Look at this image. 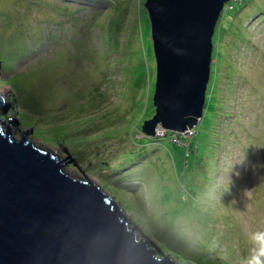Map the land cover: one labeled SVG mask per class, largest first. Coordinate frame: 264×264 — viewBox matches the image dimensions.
<instances>
[{"label":"rangeland","instance_id":"374dc122","mask_svg":"<svg viewBox=\"0 0 264 264\" xmlns=\"http://www.w3.org/2000/svg\"><path fill=\"white\" fill-rule=\"evenodd\" d=\"M144 1L0 0V118L70 152L174 262L240 264L264 231V0L225 3L211 106L181 140L136 126L156 112ZM62 170L87 180L72 158Z\"/></svg>","mask_w":264,"mask_h":264},{"label":"water","instance_id":"95a60500","mask_svg":"<svg viewBox=\"0 0 264 264\" xmlns=\"http://www.w3.org/2000/svg\"><path fill=\"white\" fill-rule=\"evenodd\" d=\"M227 0H145L156 112L142 129L186 132L203 114L212 36ZM5 99L0 95V108ZM0 118V264H177L86 175L70 152L15 139ZM72 158L87 180L66 174ZM188 260L184 263L187 264Z\"/></svg>","mask_w":264,"mask_h":264},{"label":"clouds","instance_id":"9594fccd","mask_svg":"<svg viewBox=\"0 0 264 264\" xmlns=\"http://www.w3.org/2000/svg\"><path fill=\"white\" fill-rule=\"evenodd\" d=\"M229 1V0H227ZM226 1V2H227ZM225 2V3H226ZM224 3V4H225ZM223 10H224V5H223V9L221 11V14L219 16V19L217 21V24L222 16V13H223ZM216 24V26H217ZM214 34V33H213ZM213 37V36H212ZM212 42H213V38H212ZM214 43V42H213ZM212 50H213V47H212ZM154 59H155V56H154ZM211 62H212V53H211ZM210 72H211V64H210ZM155 77H156V59H155ZM209 79H210V74H209ZM209 82V80H208ZM208 84V83H207ZM154 88H155V81H154ZM206 90H207V87H206ZM0 95H2L4 97V95L2 93H0ZM154 96V95H153ZM205 104H206V93H205ZM204 110H205V105H204V109H203V113H204ZM203 116V114H202ZM201 116V117H202ZM200 117V118H201ZM152 118V117H151ZM149 118H146V120H148ZM199 121V120H198ZM198 123V122H197ZM141 125H143V121L141 123ZM195 126L191 127V128H188L186 132H181V133H176V132H171L169 130H165V129H159L158 127H156L155 129V132L154 133H159L160 135H165L166 132H170L172 134H177V135H180V134H186V133H190L192 132L193 128ZM195 129V128H194ZM196 132V131H195ZM34 145V144H33ZM46 151V150H45ZM52 153V152H51ZM54 154V153H53ZM57 156V155H56ZM82 181H85V180H82ZM96 185V184H95ZM97 186V185H96ZM99 187V186H98ZM100 188V187H99ZM111 198V197H110ZM111 200L113 201V199L111 198ZM114 202V201H113ZM115 203V202H114ZM116 204V203H115ZM118 207V206H117ZM122 210V209H121ZM125 214V213H124ZM247 240H248V243L251 245V248H250V255L248 257H245V258H242L240 260V264H264V231H254V232H250L247 236ZM177 264H180L178 262H175ZM188 264V263H187Z\"/></svg>","mask_w":264,"mask_h":264},{"label":"trees","instance_id":"16d2710c","mask_svg":"<svg viewBox=\"0 0 264 264\" xmlns=\"http://www.w3.org/2000/svg\"><path fill=\"white\" fill-rule=\"evenodd\" d=\"M226 4H228V3H226ZM226 4H224V10L227 9V8L225 9V5H226ZM260 12H262V9H261V8H260ZM213 42H214V41H213ZM209 94H210V92L208 93V96H209ZM210 98H211V95H210ZM209 101H210V103L207 104V107H206V104H205V110H204V112L208 111V110H209L208 108H210V106H211V99H209ZM141 123H142V121L139 122V124H137L136 126L140 128ZM137 127H135V129H137ZM169 135H172V133H170V132H166V134H165L164 136L167 138V137H169ZM181 138H182V137H181V135H180V136H179V139L181 140ZM196 142H198V141H196Z\"/></svg>","mask_w":264,"mask_h":264},{"label":"bare ground","instance_id":"6f19581e","mask_svg":"<svg viewBox=\"0 0 264 264\" xmlns=\"http://www.w3.org/2000/svg\"><path fill=\"white\" fill-rule=\"evenodd\" d=\"M159 129H162L161 127L158 126Z\"/></svg>","mask_w":264,"mask_h":264}]
</instances>
